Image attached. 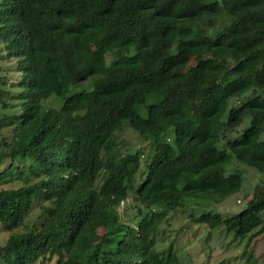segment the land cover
<instances>
[{
  "label": "trees",
  "instance_id": "16d2710c",
  "mask_svg": "<svg viewBox=\"0 0 264 264\" xmlns=\"http://www.w3.org/2000/svg\"><path fill=\"white\" fill-rule=\"evenodd\" d=\"M9 109L0 186L19 184L0 188V229L20 228L37 203L44 221L12 233L0 264H184L160 249L168 216L239 193L232 161L264 174V0H0ZM126 127L150 148L125 151ZM245 201L190 219L256 237L264 185Z\"/></svg>",
  "mask_w": 264,
  "mask_h": 264
},
{
  "label": "rangeland",
  "instance_id": "374dc122",
  "mask_svg": "<svg viewBox=\"0 0 264 264\" xmlns=\"http://www.w3.org/2000/svg\"><path fill=\"white\" fill-rule=\"evenodd\" d=\"M133 52V51H131ZM112 61L109 58V62ZM3 74L7 75L9 83L17 81L19 74L15 72L14 63L4 60ZM13 96L10 97L11 104H17L15 95L17 88H12L8 84ZM49 104L57 105L55 102ZM17 109V108H16ZM16 109L0 110V117L11 114ZM145 114V112H142ZM251 120H247L243 129L248 128ZM11 137V129L0 130V144L8 141ZM119 142L125 151L134 152L142 148H150V141L140 137L132 129L126 127L119 136ZM6 163L1 166V170ZM145 170L144 166L142 171ZM228 173H240L244 177L242 190L230 197L223 203L214 201L187 199L186 207L183 210L171 213L163 222L161 234L159 236L160 249L172 247L177 252L180 260L184 264H264V233L246 239H240L233 234H227L224 229L211 230L206 226L192 223L191 216H199L202 213L215 212L225 217L234 215L243 210L246 201L252 199L254 189L257 184L264 185V174H260L252 168L232 161L227 167ZM18 182H12L10 185L2 186L8 189L17 186ZM0 186V188H2ZM240 201V202H239ZM41 203L35 204L30 214L26 217L24 224L12 233H24L29 229L40 228L44 221L42 215ZM10 232L0 229V246H3L9 239ZM41 264H57V260L44 262Z\"/></svg>",
  "mask_w": 264,
  "mask_h": 264
},
{
  "label": "built area",
  "instance_id": "2783aa9c",
  "mask_svg": "<svg viewBox=\"0 0 264 264\" xmlns=\"http://www.w3.org/2000/svg\"><path fill=\"white\" fill-rule=\"evenodd\" d=\"M240 202V201H239Z\"/></svg>",
  "mask_w": 264,
  "mask_h": 264
}]
</instances>
